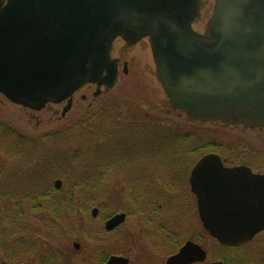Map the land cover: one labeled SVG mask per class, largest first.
Segmentation results:
<instances>
[{
	"label": "water",
	"instance_id": "1",
	"mask_svg": "<svg viewBox=\"0 0 264 264\" xmlns=\"http://www.w3.org/2000/svg\"><path fill=\"white\" fill-rule=\"evenodd\" d=\"M201 7L202 0H0V98L37 112L67 102L64 117L84 86L97 85L95 97L115 86L117 38L128 44L148 38L173 109L195 122L264 128V0H215L203 33L192 26ZM218 158L205 157L190 183L201 196L215 194L217 210L202 208L206 230L221 245H241L264 231V176L252 177L256 187L246 192L255 197L235 211L230 191L201 174ZM235 174L225 170L215 178L228 185ZM124 220L117 215L107 228ZM205 256L189 243L174 260Z\"/></svg>",
	"mask_w": 264,
	"mask_h": 264
},
{
	"label": "rangeland",
	"instance_id": "2",
	"mask_svg": "<svg viewBox=\"0 0 264 264\" xmlns=\"http://www.w3.org/2000/svg\"><path fill=\"white\" fill-rule=\"evenodd\" d=\"M207 1L209 3L207 8L214 5V0ZM207 8L200 26L208 17L209 9ZM121 55L123 61H128L132 66V73L129 76L122 75L113 88H102L101 94L97 97L94 95L95 88L82 91L75 99L72 109L64 117L62 113L65 104L48 105L37 112L15 105L5 98L0 99V147H7V150L0 148V175L4 170L3 175L0 176L3 179H0V229L3 233H7L13 243H24L18 252L7 259L1 244L6 239L3 240L0 237V264H31L36 251L39 250V259H41L42 255L49 254L57 244H61L62 249L67 250L69 242L58 240L69 237L64 229L69 222L67 219L69 215L64 209L60 211V214H57L58 211L52 215L47 207L48 202L40 198L30 202L25 200L20 208L15 205L18 199L30 198L37 191L38 195L52 193L57 199L65 201L66 193L71 190L77 197L78 204H75V210L77 211V207L88 209L85 217L79 216L70 219V222H86L89 224L87 227L93 230L98 226L100 219H93L90 212L94 207L101 205L109 214L113 211L126 212L128 214L126 228L129 223L135 221L143 223L145 221L142 218L143 214L150 213L152 209L136 207L129 197V189L135 182L132 175L137 171L133 166L135 161L133 159L140 157L139 153L143 156L144 146L151 148L152 152V155H149L151 157L149 170L152 176H158L152 184L160 186L161 191L164 189V183H168L165 191L173 196L177 194L175 197L183 203L184 198L181 195L180 199V193L182 189H186V186L182 188L186 185L185 182L178 183L174 179L170 180L169 166L173 164L168 160L167 153L170 145L166 142L174 138L168 137L167 134L166 137L161 136L159 130L156 129L159 125H179L183 127L181 129L183 136L196 132L202 135L203 139L201 141L190 137L192 141L190 149L196 148V142L201 146L205 145L204 143H218L222 145V149L218 148L216 152L227 157L226 127H197L189 122L185 115H179L170 106L156 78L155 65L147 43L133 49H125ZM82 95L87 96L86 101L82 100ZM135 110H142V115L134 116ZM143 125H152L147 127L151 129V133H147ZM107 133H113L109 140H105L109 136ZM56 135L59 136L54 137ZM22 136L26 138L25 142L19 140L23 138ZM262 137L263 135L258 134L256 140L259 141ZM43 139L44 141H40ZM176 141L178 143L179 139ZM16 151L19 154H16ZM159 153H163L166 157L167 162H165L168 166L160 165L155 161L160 157L153 154ZM62 154L80 160L73 162L71 169H68L61 160L63 159ZM186 157L191 164L197 158L193 154ZM94 172L100 182L93 185L87 181V177ZM56 181L62 182L61 188L53 192ZM4 184L5 187H3ZM3 194L13 197L9 198L6 212L3 211L2 206ZM153 194L159 198L155 192ZM151 200L158 201L154 198ZM165 200L167 204L164 207V213H157L155 221L162 218L174 231L175 223L172 221L174 213L170 210H177V206L180 205L179 203L172 204L168 198ZM165 200L162 204H165ZM152 208L154 209V206ZM22 211L26 217L34 214V218H38L39 222L32 227L23 229L18 227L20 224L16 225L14 219L17 218L18 221ZM185 212L187 213L178 218L183 223V231H193L196 235L199 232L202 233L203 229L197 225V215L192 211L185 210ZM5 214L8 220L3 221ZM25 222L31 224L33 220L29 217ZM192 223H194V228H191ZM156 228V224L151 226L153 231ZM9 230H15L13 238L8 235ZM70 231L71 239L82 238L76 226ZM187 236L188 234H185V237ZM211 241L209 239L207 243L211 244ZM4 244L6 245V242ZM166 244L167 251L164 253L172 252L171 242L168 241ZM95 245V240L89 241L88 246L95 247ZM223 253H226L225 250L215 242L210 254L215 255L217 260Z\"/></svg>",
	"mask_w": 264,
	"mask_h": 264
},
{
	"label": "flooded vegetation",
	"instance_id": "3",
	"mask_svg": "<svg viewBox=\"0 0 264 264\" xmlns=\"http://www.w3.org/2000/svg\"><path fill=\"white\" fill-rule=\"evenodd\" d=\"M208 1L202 0L201 7V16L196 18L193 22L192 26L196 32L202 33L205 31L207 24L211 18V14L213 11L214 5L208 7ZM215 4V0H214ZM209 9L208 17L206 21L202 23L205 14V9ZM199 25V27H198ZM147 43L149 47V51L151 53V47L148 38H143L139 40L135 44H128L122 38H117L112 47L111 58L116 60L118 67V79L124 75L129 76L132 73V66L128 61L124 60L122 57V53H124L125 49H133L138 46H142ZM152 55V54H151ZM156 73V69H155ZM137 75V73H135ZM138 77V76H137ZM97 89L96 85L89 84L83 87L80 91L75 93L73 97V103L77 96L82 91H88L91 89ZM3 98V97H2ZM83 101L87 100V96H81ZM8 101V100H7ZM67 104V103H63ZM176 112L179 115L183 114L177 110ZM136 114L134 116H141L142 110H135ZM185 115V114H183ZM189 122L197 125V127L210 126V127H226L227 128V157L216 152V149H222V145L218 143H204L205 145H200L197 143L195 149H190L192 141H190V137L194 139L201 140L203 136L198 133L188 134L183 136V132L181 129L183 127L179 125H171V126H163L159 125L158 129L160 135L166 137H172L173 140H168L166 144L170 145L169 151L167 153L168 160L171 161L172 166H169L171 170L170 180L184 183L186 185H181L182 188L186 186V189H182L180 193V199L183 196L184 201L180 203V200L175 197L176 195H170L165 190L168 186V183L165 184L161 191L159 190L158 185L152 184V182L156 181L155 179L158 176H152L151 170H149L150 165V154L152 155L151 148L144 146L143 156L142 153L138 154L140 157H136L133 160V166L137 169L135 174L132 175L134 179V184L129 189V197L131 198L132 203L139 208H151L150 213L143 214L142 218L145 221L139 222L135 221L134 223H127L128 214L124 211H113L111 214L106 213L105 208L102 207H94L91 209V216L93 219H100L98 226L93 230L88 228V223L83 222H70V219H74L77 217H85L87 215V209H83L82 207H77V211L75 210V204L77 203V197L73 195V192L69 190L66 193V200L64 201V211L69 215L67 219L69 222L66 224L64 228L66 231V235L68 234V238H64L63 240L58 239L59 241H68L67 250H63L61 244L55 245L56 247L52 248V251L49 254L42 255L43 257L39 259V250L36 251L34 257L32 259L31 264H108L113 258L118 260L117 264H182L178 261H175L177 255L189 244H194L197 247L201 248L206 256L201 258L200 260H196L192 263L187 264H264V231L259 233L253 240L243 243L241 245H221L218 243L222 249L225 250L226 253H223L216 260L215 255H211V249H214L216 239L211 236V234L206 230L204 222L201 217L202 208L208 206V209H205L206 212H215L216 207V198L215 194L202 195L199 193V188H196V191L192 189L190 178L192 172L199 166L200 162L209 155H216L219 158L211 160L212 164L201 169V174L204 178H209V184L211 186H216V182L219 186H224L230 191L232 195L233 206L231 208L235 209V211L244 210V206L247 205L248 202H252L249 197L255 195L247 194V189H253L256 187V181L252 177H263L264 176V128H248L244 129L241 127H237L229 124H214V123H200L191 120L187 115H185ZM144 126V125H143ZM152 126V125H150ZM145 125L144 130L147 133H151L150 127ZM180 132H182L180 134ZM163 133V134H162ZM167 134V135H166ZM263 135V137L257 141V135ZM253 135V137H251ZM179 139L177 143L176 139ZM252 139V140H251ZM262 140V141H261ZM197 141V140H196ZM164 143V142H162ZM144 144V143H143ZM147 145V144H145ZM2 149H6L7 147H0ZM148 151H146L147 149ZM137 149V148H136ZM190 149V150H189ZM202 152H205L202 154ZM19 154L18 151L15 152ZM193 154L196 160L193 164L188 162L189 156ZM155 156H159L155 161H157L160 165L166 164V157L163 156V153L153 154ZM164 157V158H163ZM166 161V162H165ZM175 164V165H174ZM191 164V165H190ZM141 165H143L141 167ZM167 165V164H166ZM139 166V167H138ZM168 166V165H167ZM187 169H190L187 171ZM235 172V176L233 180H229V184L227 182L216 181V172ZM104 172V170H101ZM4 172V170H3ZM3 172L0 176L3 175ZM102 174V173H101ZM136 176V177H135ZM1 180L2 177H0ZM142 183V184H140ZM203 184L200 185V188ZM6 185L4 184L3 187ZM210 186V185H209ZM54 189H56V183L54 184ZM173 187V186H172ZM61 188V187H60ZM56 189V191L60 190ZM175 188V186H174ZM156 193L159 198L155 197ZM182 195V196H181ZM175 197V198H174ZM9 198L6 194H3L2 198V206L3 211L6 212L7 204ZM20 198V197H18ZM158 199V201L151 199ZM165 198H168L169 201L173 203H179L180 206H177V210L171 209L172 213H174V218L172 221L175 223L174 231L166 224L165 220L159 218L155 221L157 213H164V207L167 202ZM39 199L38 191L35 195L30 198L18 199L15 202L17 207H22L25 200L28 202L36 201ZM165 200V204H162V201ZM34 205V203H33ZM154 206V209L152 208ZM35 208V207H34ZM97 210L96 215H94V210ZM192 211L197 215V225L199 228L203 229V232H199L197 235L193 233V231H183V223L178 219L179 216H183L185 212ZM77 213V215H76ZM125 214V220L116 226L114 229L109 230L107 228L108 222L117 215ZM31 219L33 222L28 223L29 217H26L24 212H20V215L14 219L15 224H20V228L32 227L35 226L36 223L39 222L38 218H34V214H32ZM141 218V217H140ZM7 215L2 218V220L6 221ZM8 220V219H7ZM11 219L9 218V221ZM157 226L156 229L151 230L152 225ZM78 230L79 235L82 236L80 239H71V229L75 228ZM194 223H192L191 228H194ZM91 229L90 231H87ZM185 234H188L185 237ZM184 235V237H183ZM207 235V237H205ZM94 237V238H93ZM110 237V238H106ZM211 239L212 243L208 244L207 240ZM79 240V241H77ZM95 240V247L88 246L89 241ZM171 242V248L173 247L172 252L164 253L166 250L167 242ZM207 244V245H206ZM38 253V254H37ZM95 255V256H93ZM201 257V256H200ZM23 264V263H21Z\"/></svg>",
	"mask_w": 264,
	"mask_h": 264
},
{
	"label": "trees",
	"instance_id": "4",
	"mask_svg": "<svg viewBox=\"0 0 264 264\" xmlns=\"http://www.w3.org/2000/svg\"><path fill=\"white\" fill-rule=\"evenodd\" d=\"M124 131V130H122ZM133 131V130H132ZM125 132V131H124ZM109 136H107L105 138V140H109L111 134L113 133H107ZM59 135H56L54 137H58ZM23 138H20L19 140L20 141H23L25 142L26 138L24 136H22ZM40 141H44L43 140H40ZM93 151V149H92ZM93 154L94 151H93ZM63 155V163H64V166L67 165V168L71 169L70 166L73 165V162H79L80 159H76L75 157H72V156H66L65 154H62ZM61 156V155H60ZM95 156V155H94ZM96 172V171H95ZM94 172V174H90L89 177H87V181L89 183H93V185L96 183V182H100V179L97 178V174ZM53 192H57L55 189H53ZM39 198L40 199H44V201H47L48 204H47V207H48V210H49V213H51L52 215L56 214L58 211L57 214H60V211L63 210L65 204H64V201L62 200H59L57 199L56 197H54V194L52 193H49V194H46V195H39ZM88 209V208H87ZM14 232L15 230H9L8 232V235H11L12 238L14 236ZM0 237L1 239H6V241H2L1 244H2V249L6 252V258L7 259H10L16 252H18V250H20V247L22 246V244H24L23 242H18V243H13L11 240H10V237L7 236V233H3L0 229ZM4 242H6V245L4 244ZM17 254H20V253H17Z\"/></svg>",
	"mask_w": 264,
	"mask_h": 264
}]
</instances>
